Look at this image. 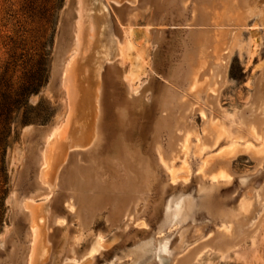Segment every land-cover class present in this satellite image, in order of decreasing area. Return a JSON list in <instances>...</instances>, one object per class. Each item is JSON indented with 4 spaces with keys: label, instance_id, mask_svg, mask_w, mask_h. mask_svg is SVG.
Listing matches in <instances>:
<instances>
[{
    "label": "rangeland",
    "instance_id": "1",
    "mask_svg": "<svg viewBox=\"0 0 264 264\" xmlns=\"http://www.w3.org/2000/svg\"><path fill=\"white\" fill-rule=\"evenodd\" d=\"M98 1L103 3V0H91L90 13L94 14ZM166 1L143 2L139 0L138 6L142 5L145 8L143 10L144 8L139 7L141 16L139 14V16H130L127 11L124 17L129 19L126 20L124 17L122 19L126 27L149 29L150 41L147 57L149 64L142 75L133 80L130 75V64L126 61L120 65L121 77L114 76L113 82L109 83L107 72L110 60L102 62L101 78L105 88H103L105 92L103 91L102 125L107 126L103 127L102 131V135L105 134V138L104 135L101 138L103 139L101 144L104 147L99 143L98 149L99 147L103 149L97 150L99 159L108 156L107 152H111L110 156L114 155L113 150L117 143L115 141L124 136L126 130V135L122 137L126 141L124 144L131 146V151L137 149L136 151L145 157L148 156L147 158L152 161L156 156V147L160 144L166 146L168 142L169 137L166 132H162L158 137L159 142L155 141L156 121L165 115L168 118L174 116L169 108V110L167 108L161 110L158 100L167 88H172L177 92L185 90L172 79V72L174 67L182 61L183 52L191 46L189 33L198 29H206V26L197 22L195 24V21L190 19L192 7L195 5L194 0H186V3H184L185 0H175L178 7L184 9L187 19L183 21L178 18L176 10L166 5ZM124 2L128 3L126 0L122 3ZM114 6L116 9L120 8V6ZM76 11L77 0H0V235L2 238V243L0 238V264L13 248L10 242L18 239L23 245L26 244L24 237L28 223L16 211L15 203L11 199L13 191L18 194L20 200L28 196L32 191L36 174L35 168L32 167L30 172H27L22 166L28 154L23 138L24 128L30 125L39 129L47 128L67 110L66 92L59 87L53 73L56 60L60 56V44L65 40L71 42L73 39L71 36L67 37L65 32H67L69 23L74 21ZM108 16V23L102 26L103 29L101 28V32L105 35L102 36L103 40L100 42L102 51L106 34L108 36L106 32L109 30L111 31L109 35L116 31L121 39L125 37L124 33L119 32L120 26L116 24L113 10L108 12ZM219 28L227 27L220 26ZM252 30L257 34L252 35ZM233 32L238 33V42L229 57L222 62L225 67L223 74L218 77V90L215 93L208 90V99L212 97H217V99L211 103L207 102L205 107L204 94L199 99L190 94L185 97L192 103L193 108L186 118L190 127L187 133L192 135V146L196 142L194 140L196 135H203L205 120L210 117L209 113L224 122L230 129L240 127L242 114L246 113L245 117L248 114V107L251 104L255 105L261 84H264V70L262 71L264 69V0L257 4L256 13L246 19V25L233 29ZM71 53L73 54V51H69L66 57L69 58ZM85 55L90 56L92 53L89 50ZM52 82L53 91L51 93L49 87ZM122 96L129 99L132 97L131 102L137 101L134 104L130 102L134 108L129 105L127 117L129 119L131 116L129 122L132 123L127 122L124 128L128 127L125 130L121 128L118 112H116L118 108V111L121 109L123 102L119 100H122ZM111 99L116 103L111 102ZM128 128L131 133H128ZM178 131L176 133L179 134ZM112 142L114 145L111 144ZM105 147H109L111 151ZM18 149L22 152L19 158L16 156ZM220 150L221 146H214L201 154L198 151L190 152L187 160L188 171L179 170L178 181L175 183L167 181L169 184L167 187H164L165 179H168L164 166L157 170L153 164L152 169L158 172L157 177L161 178L158 181L162 180V183L152 187L151 192L144 191L147 195L140 191L138 195L141 198L133 206L135 210L133 211L132 207V212L123 215L118 221L108 220L111 206L98 211L91 225L84 230L77 261H70V263L156 264V254H160L166 261L163 264H170L173 257L181 256L192 246L199 244L198 241H203L212 235L222 217H230L236 213L242 195H252L259 186L264 184V164L256 165V160L248 155L240 156L232 162L234 176L227 184L216 183L210 177L208 180L207 177H203L202 170L199 169L201 162L205 159L212 161ZM102 153L105 154L102 155ZM113 159L114 157L111 160ZM69 160L67 167L65 166L61 171L59 185H57L58 191H55L51 202L53 212L65 215L68 214V209L64 195L70 191L69 188L63 187L62 176L74 163L89 164V161L81 159V155L79 156L77 152H73ZM183 160L184 156H181L177 162L181 164ZM98 164L101 165V163ZM97 166L96 175L101 180L109 181L115 178L114 168L105 163H102V167ZM154 170H152L153 173ZM127 171L130 172L129 169ZM200 177L204 179L200 180ZM91 190L87 193H91ZM43 199V196H39L36 202H41ZM139 216L145 220L142 225H138V221L135 222ZM67 221L68 225L74 229L76 221L70 215ZM49 231L53 236L51 240L54 242L51 259L47 264H52L57 255L55 251L59 229L51 224ZM101 234L109 247L103 248L90 262L85 263L86 257L83 258V255L86 247L96 235ZM193 264H264V213L256 234L246 238L226 257L222 258L214 249L207 250Z\"/></svg>",
    "mask_w": 264,
    "mask_h": 264
},
{
    "label": "bare ground",
    "instance_id": "2",
    "mask_svg": "<svg viewBox=\"0 0 264 264\" xmlns=\"http://www.w3.org/2000/svg\"><path fill=\"white\" fill-rule=\"evenodd\" d=\"M126 1L128 5L125 2L122 3L123 0H103V3L98 1L93 14L89 12L91 10L89 8L91 0H77L75 19L69 23L67 32H65L67 37L71 36L73 39L71 42L65 40L60 44V56L56 63L54 62L53 74L59 87H62L66 92L67 110L47 128L39 129L31 125L24 128L23 138L28 154H26L27 160L22 166L27 172H30L32 167L35 168L36 174L30 194L20 200L18 194L13 191L11 199L15 203L16 211L28 223L24 237L26 244L23 245L18 239L13 240V236V241L10 242L13 248L6 258L1 261L3 264H47L51 259L54 242L51 240L53 236L49 231L51 224L59 229V239L55 251L57 255L52 264H72L70 261H77L84 230L91 225L98 211L104 208L108 209L111 206L108 220L118 221L123 215L132 212V207L141 198L138 195L140 191L145 194L144 191H150L156 184H160L162 180L158 181L161 178L158 179V172L152 169L153 164L157 170L164 166L168 178L165 179V186L162 184L164 187L169 186L167 181H171V183L178 181L179 170L186 169L188 171L187 160L190 152L198 151L201 154L214 146H221L218 155L212 161L203 160L199 166L204 175L203 177H207V180L210 177L216 183H229L234 176L232 162L243 155L255 159L258 166L264 164V84H261V88L257 86L260 88V92L257 94L256 103L248 107V114L245 117L246 113L243 112L244 114L240 118V127L230 129L224 122L209 113L210 117L205 120L203 135H196V139H194L196 142L193 146L191 145L192 135L187 133L190 127L186 121L188 113L193 108L192 103L185 98L190 94L199 99L204 94L206 97L205 107L207 102L211 103L217 99V97L208 99V90L210 92L212 90L214 93L218 90V77L223 74V68L225 67L222 62L229 57V54L237 45L238 33L233 32V29L245 26L246 19L256 13L257 4L263 0H194L195 5L192 7L190 19L195 21V24L205 25L206 29H198L189 33L191 46L183 52L182 61L173 69L172 79L183 86L185 90L177 92L172 88H167L161 96L159 95L158 105L161 110L169 108L172 111L171 113L174 114L171 118L166 117V115L165 117L160 116L161 118L155 124V141L156 143L159 142L158 137L162 132H166L169 137L166 146L160 144L156 147V156L152 161V159L147 158L148 156L145 157L136 151L137 149L131 151V146L124 144L126 141L122 137L126 135V130L124 136L115 141L117 143L113 150V156H110L111 152H107L106 154H109L110 157L106 156L101 159L97 157V150L104 147L101 144V140H103L101 138L103 135L105 138L102 131L103 127L107 126L102 125L104 112L102 103L104 99V86L101 78L102 62L110 60L107 72L109 83L113 82L114 76L116 78L121 77L120 65H123L126 61L130 64V75L133 80L142 75L149 64L147 60L148 43L150 41L149 29L126 27L122 22L127 11L130 16H137L140 15L139 7H144L142 5L138 6L139 0ZM148 1L156 2V0H143V2ZM184 3H186V0ZM113 4L120 6V8L116 9ZM166 5L176 10L178 18L182 21L187 19L184 9L179 8L180 6L178 7L175 0H167ZM110 10L114 12L117 26H120V31H118L124 33L125 37L121 39L120 34L118 35L116 31L109 35V32H111L109 30V32H106L108 36L106 34L104 50L102 51L100 50V42L105 35L101 32V28L108 23V12ZM171 11L173 13V10ZM123 21L125 22V20ZM110 23L109 25H111ZM220 26H226L227 28L220 29ZM251 33L252 35L257 34L254 30ZM89 50L92 55L86 56L85 54ZM69 51H73V54L71 53L72 55L67 58ZM52 85L53 82L49 87L51 93L53 91ZM188 90L190 93L187 92ZM131 99L122 96V100H119L123 102H120L122 106L117 103L121 106L120 111H118L119 108L116 110L118 121L124 130L128 127L124 128L125 124L131 118L130 115L129 119L127 117ZM111 102L116 103L112 99ZM136 102L132 101L131 103ZM130 123L132 122L128 124ZM129 130L128 128V133ZM177 130H179V134L176 133ZM122 132L121 135H123ZM99 143L102 147L98 149ZM106 149H109V147ZM184 149H186L185 152ZM73 152H77L79 156L81 155V159H87L89 164L74 163L62 176L63 187L69 188L70 191L67 195H64L65 205L68 209V214L65 215L64 213L53 212L51 202L55 191H58L57 185H59L61 171L70 161L69 158ZM21 153L19 149L16 151L17 158L21 156ZM181 156H184V160L179 164L177 159ZM112 157L117 160L111 162L114 160H111ZM82 162L84 163V161ZM98 163H101V165L105 163L114 168L115 178L109 181L101 180L96 175L98 173L97 165L102 167ZM152 170H154V173ZM211 185L214 184L211 183ZM90 189H92V192L87 193ZM39 196H43L44 199L41 202H36V198ZM161 198L160 200H162ZM132 210L134 211L135 208ZM255 212H257L256 215H254ZM138 213H141V211H138ZM263 213L264 184L261 187L259 186L252 195H242L235 214L230 217H222L218 225L216 224L217 228H214L212 235L203 241H198L199 244L190 247L191 249L188 248L189 250L183 252L184 254H181V256L176 255L173 257L170 264H193L205 251L212 249L216 250L222 258L226 257L230 251L239 247L246 238L256 234ZM68 215L77 223L74 229L68 225ZM137 221L138 225L145 223L142 216L137 217L135 222ZM104 239L101 234L96 235L90 241L83 255V258L86 257L85 263L90 262L96 253L101 252L103 248L108 246ZM163 258L162 255L156 254V264L166 262Z\"/></svg>",
    "mask_w": 264,
    "mask_h": 264
}]
</instances>
